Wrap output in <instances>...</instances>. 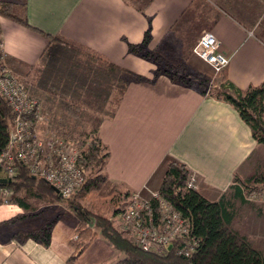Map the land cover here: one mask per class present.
<instances>
[{
	"label": "crops",
	"instance_id": "obj_1",
	"mask_svg": "<svg viewBox=\"0 0 264 264\" xmlns=\"http://www.w3.org/2000/svg\"><path fill=\"white\" fill-rule=\"evenodd\" d=\"M134 2L27 0L29 26L0 16L4 62L25 79L41 102L44 125L59 124L64 118L59 107L67 115L65 104L75 99L83 103L84 112L99 102L101 108H108L97 127L111 153L105 166L109 194L116 189L144 194L159 189L167 160L177 159L195 174L196 189L204 196L218 201L225 195L239 232L264 253V201L243 198L233 186L235 174L246 179L264 173V153L258 155L264 146L257 143L230 102L174 82L164 71L155 76L159 67L201 71L206 62L194 53V47L209 30L231 59L228 79L239 88L262 83L264 0H151L143 10ZM148 30L146 49L160 57L159 62L129 50V43H142ZM48 35L89 47L119 68L154 81H128L121 72L96 80L92 73L85 86L78 79L67 86L71 69H60L63 74L47 73ZM81 68L86 69L85 63ZM97 81L100 85L94 88ZM22 212L16 203L0 204V222ZM27 222L0 226V264H70L78 226L75 218L56 223L49 247L31 239L10 241L18 228L31 227L22 225ZM6 231L7 235L1 234ZM100 237L72 264L109 262L113 257L107 252L110 247ZM104 252L111 257L106 258Z\"/></svg>",
	"mask_w": 264,
	"mask_h": 264
},
{
	"label": "trees",
	"instance_id": "obj_2",
	"mask_svg": "<svg viewBox=\"0 0 264 264\" xmlns=\"http://www.w3.org/2000/svg\"><path fill=\"white\" fill-rule=\"evenodd\" d=\"M150 1L135 0L134 4L143 10ZM26 6L27 0H0V16L29 26ZM48 38L50 44L45 51V57L50 62L47 64V73L57 75L71 69L70 73L66 75L69 80L67 86L77 79L76 82L80 86H85L89 74L92 73L96 80L107 79L110 74L115 75L121 72L122 75L128 76V81H154V78L149 79L133 71L121 69L104 55L62 36L48 35ZM148 40L149 30L142 43H129V50L134 54L159 62L160 57L154 56L146 49ZM83 63H85L86 69L81 68ZM95 64L96 66H94ZM78 68H81L79 77L76 76ZM161 68L159 67L155 76L164 71L174 82L193 87L194 77H196L200 82L199 90L203 94L230 102L237 109L241 118L250 126L257 143L264 146V81L257 85L252 84L247 88H239L228 79L227 68H225L222 81L215 87L209 86L207 89V83L213 77L207 72L192 73L181 66L171 69ZM60 69L63 72H60ZM58 79L60 80L61 77ZM99 85V81L95 82L94 88H98ZM122 92L123 89L115 98V103L120 99ZM31 95L34 96L32 93ZM98 104L96 108H101L102 103ZM65 107L70 118H79L84 113V105L77 99L67 102ZM13 117L10 103L0 94V151L6 150L9 146ZM52 129H58L56 131L75 142L82 150L80 165L85 170V182L73 196L66 198L61 196L44 179L32 175L25 166H20L12 181L0 183V185L13 190L11 202L22 207L23 212L9 220L0 222V226H10L27 221L39 214L35 209L33 210L32 204L27 199L28 195L49 196L55 202H64L69 211L64 213L52 211L37 226L18 228L11 236L10 241L25 242L31 239L49 247L56 223L59 220L71 221L75 218L78 221L76 230L78 237L72 240L75 253L69 260L70 264L76 261L99 236L106 238L114 248L124 254L114 264H264V253L255 248L245 234L231 226L234 211L228 210L229 201L225 195L218 201H212L197 189L187 187V181L192 172L185 163L174 158H169L166 162L158 191L189 219L191 234L198 239V245L189 256L178 253L179 242L164 254L141 249L114 222V218L130 203L133 192L116 189L109 195H99L109 179L105 166L111 153L100 137L98 127L85 136L73 133L61 121L52 126ZM233 186L243 198H246V194H250L252 190L264 189V173H257L246 179L235 174ZM84 202L90 203L91 206H86Z\"/></svg>",
	"mask_w": 264,
	"mask_h": 264
},
{
	"label": "built area",
	"instance_id": "obj_3",
	"mask_svg": "<svg viewBox=\"0 0 264 264\" xmlns=\"http://www.w3.org/2000/svg\"><path fill=\"white\" fill-rule=\"evenodd\" d=\"M194 53L216 73H222L231 61L212 31L200 36ZM0 94L8 100L14 114L9 146L0 151V178L12 181L20 166H25L32 175L56 188L61 196H73L85 182V170L80 165L82 150L75 142L44 125L46 114L40 101L6 66L1 39ZM187 187L197 188L195 174L189 175ZM12 194V189L0 185L1 204L10 203ZM249 196L264 199V189H254ZM118 216L122 230L131 232L145 251L164 254L179 242L178 253L189 256L198 245V239L191 234L189 219L158 190L149 194L134 191L130 203Z\"/></svg>",
	"mask_w": 264,
	"mask_h": 264
},
{
	"label": "rangeland",
	"instance_id": "obj_4",
	"mask_svg": "<svg viewBox=\"0 0 264 264\" xmlns=\"http://www.w3.org/2000/svg\"><path fill=\"white\" fill-rule=\"evenodd\" d=\"M209 31V30H208ZM203 34V33H202ZM1 36V34H0ZM1 38V37H0ZM200 38V37H199ZM198 38V40H199ZM198 42V41H197ZM197 44V43H196ZM7 66V65H6ZM8 67V66H7ZM186 71L188 72H192L193 71L191 69H189L188 67H183ZM11 69V68H10ZM161 69H165V68H161ZM168 69H171V68H168ZM201 71L203 72H207L208 74L210 75H213L212 79L207 83V89L209 88V86H213L215 87L216 85H218L220 83V81H222V75H223V72L222 73H216L215 70L213 69V67L211 65H209L208 63H204L202 67L199 68ZM12 70V69H11ZM13 71V70H12ZM15 73V75L18 76V78L23 82V84L28 87V83L25 81V79L17 74L15 71H13ZM200 85V82H199V79L194 77V87L200 89L199 87ZM94 104V103H93ZM59 114H61L64 118H61L62 121L61 122H64V124H66L68 126V129H70V131H72L73 133L75 134H79V135H82V136H85L87 135L89 132L93 131L94 129H96L98 123H99V120L100 118L106 114V112H108V108H96L95 105H89L87 108H86V112H84L79 118H70L69 116H67L64 112L63 109H61V107H59ZM49 124L46 123V127H48L47 125ZM52 125V123H51ZM51 127V126H50ZM263 152V150H259L258 152V155H261ZM258 159H261L257 156ZM263 162V160H260ZM264 163V162H263ZM158 190V189H157ZM157 190H152V191H157ZM111 194V193H110ZM149 194V193H148ZM100 196H106V195H109V192H108V185H105L104 188L100 191L99 193ZM248 196V198L250 197L249 194H246ZM28 198V201L32 204V207H33V210L35 209L37 211V213H39L37 216H33L31 217L29 220V222L27 223H22L23 226H31V227H35L38 225V223L36 222H33V221H42L44 220L47 215L52 212V211H60L61 213H64V212H68L69 209L67 207V205L64 203V202H55L53 201L49 196H39V195H28L27 196ZM252 198V197H250ZM254 199V198H252ZM259 200L261 201H264V199L260 198ZM12 203V202H10ZM86 206H91L90 203L88 202H84ZM1 204V203H0ZM235 221V220H234ZM234 221L232 220L231 221V226L236 229L237 231H240L239 228L235 225ZM236 221H238V218L236 219ZM94 222V221H93ZM114 222L116 224V226L122 230V222L120 220V217L119 216H116L114 218ZM19 226V224H18ZM123 231V230H122ZM125 233V235L129 238H131L134 242V237H133V234L128 231H123ZM2 233H6L7 235V231L6 232H1ZM4 235V234H3ZM75 238V237H74ZM100 239H103L104 242L109 245L110 247V250H106L107 252L110 253L111 256H113L110 259L109 262H107L106 264H114V262H116L117 260L121 259L124 254L118 250L117 248H114L113 245L104 237H100ZM112 250V251H111ZM114 251V252H113ZM107 252H104V255L107 256ZM108 255L109 257H106V258H110L111 256ZM107 260V261H108Z\"/></svg>",
	"mask_w": 264,
	"mask_h": 264
},
{
	"label": "water",
	"instance_id": "obj_5",
	"mask_svg": "<svg viewBox=\"0 0 264 264\" xmlns=\"http://www.w3.org/2000/svg\"><path fill=\"white\" fill-rule=\"evenodd\" d=\"M8 180L6 178H0V183H6ZM55 190L59 193V191L55 188ZM172 248V247H170Z\"/></svg>",
	"mask_w": 264,
	"mask_h": 264
}]
</instances>
